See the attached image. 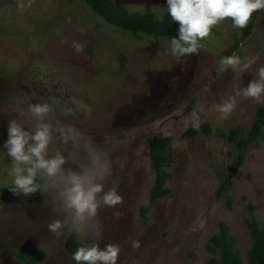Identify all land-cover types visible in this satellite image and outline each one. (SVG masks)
<instances>
[{
	"label": "rangeland",
	"instance_id": "374dc122",
	"mask_svg": "<svg viewBox=\"0 0 264 264\" xmlns=\"http://www.w3.org/2000/svg\"><path fill=\"white\" fill-rule=\"evenodd\" d=\"M66 1L0 0V145L7 138L8 120L27 123L17 109H26L29 100L49 103L53 123L77 128L110 155L112 175L106 186L118 184L123 203L117 206L118 219L113 209L101 210L100 243L120 245L118 264H208L204 245L222 221L245 260L251 244L246 221L256 219L264 229V125L224 193L218 190L237 149L220 135L235 129L247 134L264 104L237 97L227 118L214 106L246 87L264 66V10L232 54L224 50L241 29L226 18L200 41L197 53L178 58L168 54L170 38L135 39L80 0ZM115 1L158 17L166 11V0ZM74 41L84 45L81 53L71 47ZM233 55L254 63L245 70H222L221 58ZM73 98L88 110L74 105ZM194 115L199 125L210 124L211 135L185 137L194 128ZM156 134L171 137L163 168L169 192L151 201L155 171L147 138ZM53 147L66 156L73 151L59 141ZM9 167L8 157L0 153V187L11 185ZM57 218L48 192L30 197L0 192V264H24L17 249L35 247L44 250L39 264H74L64 249L71 234L57 238L48 231ZM132 241L139 247H132Z\"/></svg>",
	"mask_w": 264,
	"mask_h": 264
},
{
	"label": "clouds",
	"instance_id": "9594fccd",
	"mask_svg": "<svg viewBox=\"0 0 264 264\" xmlns=\"http://www.w3.org/2000/svg\"><path fill=\"white\" fill-rule=\"evenodd\" d=\"M23 7V5H21ZM168 16L178 24L177 35L169 40L168 54L183 57L199 51L200 41L208 37L212 28L229 18L234 29H244L254 12L264 10V0H166ZM71 47L81 53L84 45L73 42ZM224 67L245 70V63L236 55L221 58ZM246 87H238L234 96H229L214 106L221 118H227L235 109L237 97L264 104V66H260ZM73 104L84 111L82 101L73 98ZM27 123L18 119L7 121V138L0 145L10 167L8 176L11 186L8 190L15 196L30 197L38 191L51 194L52 210L57 215L47 225L48 231L59 238L66 233L81 243L71 253L74 264H118L120 245L106 243L101 247L104 225L101 210L113 209L115 218L121 213L117 209L123 203L119 185L107 187L112 175L110 155L91 137L70 125L53 123L52 107L46 102H31L27 108L17 109ZM199 119L194 115L193 127L198 128ZM59 141L71 145L68 156L53 146ZM71 163V167H66ZM40 178L44 184L38 183ZM90 241V242H88ZM132 247H139L132 241Z\"/></svg>",
	"mask_w": 264,
	"mask_h": 264
},
{
	"label": "trees",
	"instance_id": "16d2710c",
	"mask_svg": "<svg viewBox=\"0 0 264 264\" xmlns=\"http://www.w3.org/2000/svg\"><path fill=\"white\" fill-rule=\"evenodd\" d=\"M74 0L66 2L71 3ZM87 5L93 12L96 13L106 23L121 29L123 32L129 33L133 38L139 39L142 35L157 37V38H171L177 35L178 24L174 23L167 14V10L158 17L154 13L133 12L128 7L116 4L115 0H80ZM259 11L254 12L248 25L241 30V34L236 37L233 44L224 50V54H232L239 46L243 38L248 37L253 29L256 21V16ZM32 93L35 95L37 91L33 87V79L29 76L27 79ZM38 93V92H37ZM42 94L39 95V97ZM38 97V98H39ZM190 107L187 108L189 110ZM263 109V108H262ZM264 110L261 111V113ZM264 125V113L257 114L252 128L243 135L241 129L222 133L220 136L223 139H231V142L236 146L237 155L231 165V171L226 174L222 184L219 187L218 193H224L228 190L232 183V177L236 173L239 166L242 165L244 153L248 146L258 140L261 128ZM204 134L205 136L212 133V128L209 123L205 122L198 126V128H189L184 132L185 137L191 135ZM230 134V135H229ZM229 135V136H228ZM171 137L162 135H152L147 138L148 155L150 159V166L155 171V181L150 192L151 201H155L162 196L168 194L169 189L164 187L165 174L163 168L168 161V154L170 153ZM38 178L37 180H39ZM9 186L0 187V192L5 195H12L8 190ZM252 207V206H251ZM250 207V208H251ZM148 207L141 211L146 212ZM247 230L251 237V244L245 252V260L242 258L240 251L236 248V238L230 233L229 227L223 221L218 228V231L212 234L207 242L205 248L209 254L208 264H264V229L259 227L256 219L248 220ZM82 242L78 241L73 235H69L64 241V249L71 256V253ZM17 255L20 256L24 264H39L44 250L35 247L30 251H23L17 249Z\"/></svg>",
	"mask_w": 264,
	"mask_h": 264
},
{
	"label": "flooded vegetation",
	"instance_id": "af4514ba",
	"mask_svg": "<svg viewBox=\"0 0 264 264\" xmlns=\"http://www.w3.org/2000/svg\"><path fill=\"white\" fill-rule=\"evenodd\" d=\"M213 76H215V74H214ZM211 79H212V77H211V78H208L206 82L208 83V81L211 80ZM207 83H206V85H207ZM210 135H211V134H210ZM207 136H208V135H207Z\"/></svg>",
	"mask_w": 264,
	"mask_h": 264
}]
</instances>
